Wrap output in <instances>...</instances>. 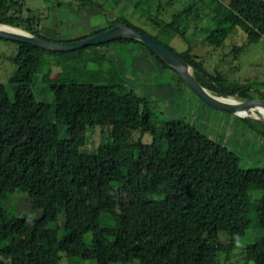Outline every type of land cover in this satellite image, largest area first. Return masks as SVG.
Returning a JSON list of instances; mask_svg holds the SVG:
<instances>
[{
	"label": "trees",
	"instance_id": "obj_1",
	"mask_svg": "<svg viewBox=\"0 0 264 264\" xmlns=\"http://www.w3.org/2000/svg\"><path fill=\"white\" fill-rule=\"evenodd\" d=\"M77 1L82 7L92 4ZM194 5L163 23L150 13L151 0L133 1L160 32L181 37L185 26L179 21ZM22 10L19 2L0 0V24L45 38L40 22L25 18ZM212 12L213 27L205 38L210 45L222 47L236 28L249 45L264 39V0H217ZM121 24L160 42L122 17L90 35L58 42L79 41ZM14 42L17 69L9 81L14 98L0 84V264H60L63 258L220 264L223 254L229 258L239 248L244 264H264V167H244L235 151L185 118L161 119L154 102L129 88L109 67L106 54L97 51L113 42L144 47L163 71L174 73L178 89L198 99L153 50L135 39L71 52ZM170 49L214 96L264 100V91L253 97L250 85L213 75L200 57ZM243 50L236 47L234 53ZM37 84L50 87L54 103L37 100ZM240 119L264 139L262 116ZM96 128L102 131L99 146L84 151L87 131ZM13 194L25 195L32 210L42 214L17 215L5 205ZM250 235L255 239L246 244Z\"/></svg>",
	"mask_w": 264,
	"mask_h": 264
},
{
	"label": "rangeland",
	"instance_id": "obj_2",
	"mask_svg": "<svg viewBox=\"0 0 264 264\" xmlns=\"http://www.w3.org/2000/svg\"><path fill=\"white\" fill-rule=\"evenodd\" d=\"M14 1L23 5L25 18H34L40 22V34L49 40L65 41L90 35L94 30L105 28L114 19L122 17L149 35L157 36L163 45L179 53L188 51L200 57L213 75L220 74L230 82L250 85L253 97L261 96L258 92L264 91V39L249 45L246 34L236 28L222 47L217 48L205 42L213 27L212 10L217 0H151L150 13L158 14L163 23L172 22L175 14L183 11L190 3L195 4L192 11L179 21L181 26H185V37L170 30L160 32L146 17V9L140 11L134 8L135 0H89L92 4L86 7L80 6L77 0ZM159 1L160 9L157 7ZM18 8L17 6L16 9ZM236 47H244V50L239 54L234 53ZM97 51L106 54L112 62L111 66L107 62L109 67L124 79L129 88L139 95L148 96L154 102L155 114L161 119L185 118L213 140L235 151L242 158L244 167H264V139L242 122L240 118L244 117L214 110L186 89H178L174 73L170 70L163 71L156 58L146 48L113 42L98 47ZM17 52L18 47L14 41L0 38V84L7 88L11 98H14L15 92L9 81L16 73L13 58ZM52 69V78L56 80L59 77L58 68L53 65ZM33 91L39 102L54 103V95L48 85L37 84ZM231 98L241 101L238 97ZM260 116L264 118L258 112L250 113L247 117L258 119ZM101 138V128L89 129L87 145L83 150L93 152L99 146ZM145 140L150 142L151 137L147 136ZM5 205L17 215L42 214L41 211L32 210L25 195L13 194L6 200ZM256 234L259 235V232ZM254 239V236H248L246 244ZM244 263V254L240 248L229 258L227 254L220 258V264ZM60 264L97 263L94 260L63 258Z\"/></svg>",
	"mask_w": 264,
	"mask_h": 264
},
{
	"label": "water",
	"instance_id": "obj_3",
	"mask_svg": "<svg viewBox=\"0 0 264 264\" xmlns=\"http://www.w3.org/2000/svg\"><path fill=\"white\" fill-rule=\"evenodd\" d=\"M0 26H2V24H0ZM7 27L13 28L10 26ZM0 38L18 41L30 44L38 48H42L44 50L57 52H71L90 46H97L105 43H110L116 40L135 39L141 41L146 46H148L172 70L177 72V74L183 79L190 91L201 102H203L210 108L225 113H231L240 117H245L238 114L240 110H245L246 112H249L251 111V109H254L256 107L264 108V100L261 99L248 98L240 102L237 101L236 104H233L227 101L229 99L227 97L214 96L210 91H208L200 84V82L194 76L191 66L185 59H183L180 55L171 50L169 47L161 44L160 42L148 36H145L141 32L135 30L134 28L126 24L114 26L103 33L92 35L85 39L74 42H58L53 40H47L40 36L31 35L26 32L15 33L7 30H0ZM258 113L261 114V112Z\"/></svg>",
	"mask_w": 264,
	"mask_h": 264
},
{
	"label": "bare ground",
	"instance_id": "obj_4",
	"mask_svg": "<svg viewBox=\"0 0 264 264\" xmlns=\"http://www.w3.org/2000/svg\"><path fill=\"white\" fill-rule=\"evenodd\" d=\"M0 30H7V31L15 32V33H21V32H23V31L18 30L16 28H8L6 25L0 26ZM227 101H229V102H231L233 104H236L237 103V101L235 99H232V98H229ZM256 112H261V114L264 116V108L263 107H256L254 109H251V111H249V112H246L245 110H240L238 112V114H240L241 116H245L246 117V116H249L250 113L251 114H255Z\"/></svg>",
	"mask_w": 264,
	"mask_h": 264
},
{
	"label": "crops",
	"instance_id": "obj_5",
	"mask_svg": "<svg viewBox=\"0 0 264 264\" xmlns=\"http://www.w3.org/2000/svg\"><path fill=\"white\" fill-rule=\"evenodd\" d=\"M83 34H81V36H82Z\"/></svg>",
	"mask_w": 264,
	"mask_h": 264
}]
</instances>
